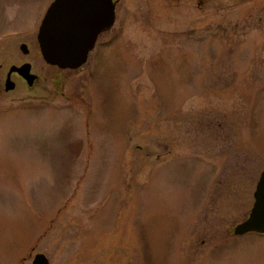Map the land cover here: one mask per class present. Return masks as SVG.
I'll use <instances>...</instances> for the list:
<instances>
[{"label":"rangeland","instance_id":"374dc122","mask_svg":"<svg viewBox=\"0 0 264 264\" xmlns=\"http://www.w3.org/2000/svg\"><path fill=\"white\" fill-rule=\"evenodd\" d=\"M52 1L0 0V264H264L233 233L264 170V0H117L78 69L40 51Z\"/></svg>","mask_w":264,"mask_h":264},{"label":"water","instance_id":"95a60500","mask_svg":"<svg viewBox=\"0 0 264 264\" xmlns=\"http://www.w3.org/2000/svg\"><path fill=\"white\" fill-rule=\"evenodd\" d=\"M115 20V4L112 0H54L42 21L38 41L46 63L60 69H78L87 62L98 35L111 27ZM24 52H28L22 44ZM17 71L32 86L37 74L31 71V63L12 65L5 90L16 86L11 80ZM254 204L249 215L236 224L233 233L237 236L250 232L264 234V170L254 191ZM32 264H50L44 253H37Z\"/></svg>","mask_w":264,"mask_h":264},{"label":"flooded vegetation","instance_id":"af4514ba","mask_svg":"<svg viewBox=\"0 0 264 264\" xmlns=\"http://www.w3.org/2000/svg\"><path fill=\"white\" fill-rule=\"evenodd\" d=\"M54 1V0H53ZM53 1L51 2V4L53 3ZM113 2H114V4H115V20H114V23L111 25V27L110 28H108L107 29V31L105 30V31H103V32H101L99 35H98V37H97V40H96V42H95V47L91 50V52L92 51H94L95 50V48H96V46H97V44L99 43V40H100V38H101V36L103 35V34H105L106 32H109L112 28H113V26H114V24H115V22H116V6H117V0H112ZM50 4V5H51ZM50 5H49V7H50ZM49 7H48V9H49ZM47 9V10H48ZM1 12V11H0ZM47 12V11H46ZM46 14V13H45ZM45 16V15H44ZM44 18V17H43ZM43 21V20H42ZM42 21H41V23H42ZM41 25V24H40ZM39 28H40V26H39ZM38 32H39V29H38ZM38 32H37V34H36V37H38ZM1 34V33H0ZM31 37V36H30ZM34 40V37H33V39H32V41ZM37 40H38V38H37ZM22 44H25L26 45V48H27V50H28V52H24L23 51V49L21 48V45ZM22 44H20V49L23 51V53H25V54H28L29 53V51H30V49H29V46H28V44L27 43H25V42H23ZM90 52V53H91ZM24 63H27V62H23V63H20V64H18V66H20V65H22V64H24ZM13 65H16V64H13ZM12 66V65H11ZM10 66V67H11ZM9 70H10V68L8 69V71H6L5 73H4V77H3V79L5 80V82H6V80L8 79V76H9ZM31 71H32V65H31ZM33 72V71H32ZM34 73V72H33ZM36 74V73H35ZM10 78H11V80H13L14 82H15V84L17 85V81L18 80H21V81H26L27 82V80L24 78V77H22L20 74H19V72H17V71H14V72H12L11 73V75H10ZM38 80V77H37V79L35 80V82ZM34 82V83H35ZM4 88H5V86H4ZM15 88H16V86H15ZM14 88V89H15ZM13 89V90H14ZM10 91H12V90H10ZM7 92H9V91H7Z\"/></svg>","mask_w":264,"mask_h":264}]
</instances>
